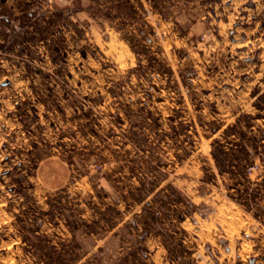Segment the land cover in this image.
Listing matches in <instances>:
<instances>
[{"label": "rangeland", "instance_id": "rangeland-1", "mask_svg": "<svg viewBox=\"0 0 264 264\" xmlns=\"http://www.w3.org/2000/svg\"><path fill=\"white\" fill-rule=\"evenodd\" d=\"M255 244L264 0H0V264H264Z\"/></svg>", "mask_w": 264, "mask_h": 264}, {"label": "crops", "instance_id": "crops-1", "mask_svg": "<svg viewBox=\"0 0 264 264\" xmlns=\"http://www.w3.org/2000/svg\"><path fill=\"white\" fill-rule=\"evenodd\" d=\"M219 170L221 171L220 168H219ZM249 240H250L249 242H250L251 247H253V244H251V239H249ZM254 247L257 248V249H259V250L262 248L263 251H264V245H259V247H257L256 244H255ZM257 249H256L255 251H257ZM263 261H264V260H263Z\"/></svg>", "mask_w": 264, "mask_h": 264}, {"label": "bare ground", "instance_id": "bare-ground-1", "mask_svg": "<svg viewBox=\"0 0 264 264\" xmlns=\"http://www.w3.org/2000/svg\"><path fill=\"white\" fill-rule=\"evenodd\" d=\"M240 46V45H239Z\"/></svg>", "mask_w": 264, "mask_h": 264}]
</instances>
